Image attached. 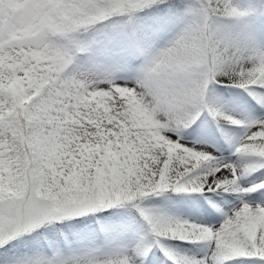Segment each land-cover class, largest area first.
<instances>
[{
  "label": "snow or ice",
  "instance_id": "6c2138e0",
  "mask_svg": "<svg viewBox=\"0 0 264 264\" xmlns=\"http://www.w3.org/2000/svg\"><path fill=\"white\" fill-rule=\"evenodd\" d=\"M0 264H264V0H0Z\"/></svg>",
  "mask_w": 264,
  "mask_h": 264
}]
</instances>
